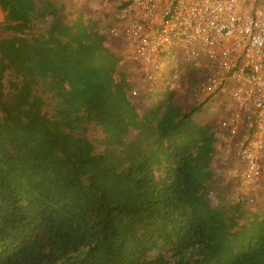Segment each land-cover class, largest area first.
<instances>
[{"label": "trees", "instance_id": "obj_1", "mask_svg": "<svg viewBox=\"0 0 264 264\" xmlns=\"http://www.w3.org/2000/svg\"><path fill=\"white\" fill-rule=\"evenodd\" d=\"M0 5V264H264V205L230 192L226 132L192 104L200 62L177 60L143 109L88 5Z\"/></svg>", "mask_w": 264, "mask_h": 264}, {"label": "built area", "instance_id": "obj_2", "mask_svg": "<svg viewBox=\"0 0 264 264\" xmlns=\"http://www.w3.org/2000/svg\"><path fill=\"white\" fill-rule=\"evenodd\" d=\"M102 1L114 14L109 37H120L139 79L162 80L173 58L200 62L208 71L214 98L230 110L219 121L230 157L240 161L233 178L262 200L264 0Z\"/></svg>", "mask_w": 264, "mask_h": 264}, {"label": "rangeland", "instance_id": "obj_3", "mask_svg": "<svg viewBox=\"0 0 264 264\" xmlns=\"http://www.w3.org/2000/svg\"><path fill=\"white\" fill-rule=\"evenodd\" d=\"M63 1H66L71 4L75 3V4L88 5L91 9L90 15L94 17V19L99 25H101V29H103L104 27L103 31L107 33L108 36L110 35L111 32L110 30L113 20L112 15L114 14L112 13L111 8H109L108 4H107L108 8H106V3L104 1L102 0H63ZM82 13H85V15L88 16L89 10L86 9ZM5 20H6V14L0 5V39L6 38L11 34V32L7 31L2 27L3 24L5 23ZM175 62H177L175 58L169 61V71L175 70L173 69ZM185 62H188V60H186ZM134 74L132 78L138 80L137 85H135L136 87H134L135 88L133 91L134 94L138 96V98H141L144 95L149 96V99L143 100L141 102L140 108L154 109L156 107H159V105L161 104V99H160L161 96L160 94L159 96L157 95V90H155L156 87H153V82L144 78L139 79L138 75L137 74L134 75ZM205 77L202 82L203 92L196 95L195 99L193 100L194 102L192 104L197 110L196 111L197 115L199 113L200 115L203 116L206 115L211 116V118L217 119V124L221 126L219 120L225 117L227 114H229L230 110L227 107H225L226 105L225 100L214 98L213 91L210 90V87L208 85L209 83L208 78ZM182 93L183 91L180 92V94ZM197 115L193 117V122L195 123L197 122L196 119ZM221 137L222 138L218 140V144L221 143V147H220V151H218L216 165L218 166V168L221 169L222 174L225 175L226 179L233 180V176H234L233 170H235L236 166L240 164V161L236 157L233 158L230 157L231 154L229 152V147L225 143L226 140L223 137V135ZM244 187L247 188L246 186ZM239 190L240 192H242L241 194L246 193L245 191H250L251 196L255 198L257 197L256 191H251V189L246 190L242 188V185L240 186L238 184H236L235 187L230 192H232L235 195L236 193L239 192ZM261 204L264 205L262 200H261Z\"/></svg>", "mask_w": 264, "mask_h": 264}]
</instances>
